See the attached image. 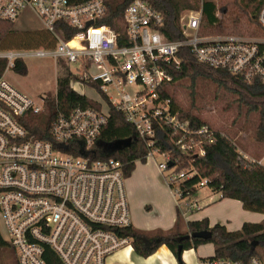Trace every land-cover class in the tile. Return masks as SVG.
Returning <instances> with one entry per match:
<instances>
[{
  "label": "built area",
  "instance_id": "obj_1",
  "mask_svg": "<svg viewBox=\"0 0 264 264\" xmlns=\"http://www.w3.org/2000/svg\"><path fill=\"white\" fill-rule=\"evenodd\" d=\"M250 2L264 30V0ZM28 9L56 44L0 50L7 60L0 76V215L18 264H108L116 251L133 247L132 238L121 234L132 225L124 163L101 145L111 108L134 126L147 159L156 153L163 157L159 169L171 170L165 179L179 202L185 200L178 184L194 172L169 166L172 153L157 147V127L172 129L170 140L183 153L198 156L205 154L213 131L207 125L193 129L173 111L165 95L173 80L170 70L181 67L180 53L188 49L208 68L264 84V33L252 38L202 33L201 7L183 18V37L171 40L164 31L165 15L146 0L126 7L122 30L103 21L108 15L104 0H0V19L14 22ZM67 27L77 29L70 39L62 37ZM46 57L76 64L72 87L90 85L98 98L79 93L94 105L57 108L50 121L37 120L47 96L33 98L6 72L21 60ZM207 185L204 178L194 188ZM201 264L238 262L204 259ZM250 264L262 262L253 257Z\"/></svg>",
  "mask_w": 264,
  "mask_h": 264
},
{
  "label": "trees",
  "instance_id": "obj_2",
  "mask_svg": "<svg viewBox=\"0 0 264 264\" xmlns=\"http://www.w3.org/2000/svg\"><path fill=\"white\" fill-rule=\"evenodd\" d=\"M72 3H80L88 0H70ZM133 0H104L108 8V15L104 22L114 25L122 30L123 13L126 7ZM157 10L165 15L166 27L164 29L168 39L175 40L183 37L181 15L185 10L199 9L202 7L203 16L201 32H207L209 28L215 29L217 26L224 27L225 20L222 18L228 14L234 15L231 19L232 27L239 26L242 21L253 25L259 34L264 33L262 26L256 20H250L246 11L238 2L216 4L208 0H146ZM221 15V16H220ZM77 33V29L67 27L62 34L65 39H70ZM20 32L13 27V21L0 19V50L12 48H39L54 47L56 42L46 31H35L29 34L30 42L16 43ZM120 44L123 42L120 40ZM17 45H15V44ZM182 65L178 69H171L170 73L173 83L183 80L189 91L190 105L188 108L177 104L174 96L165 87V95L170 96L174 110L179 111L183 119L190 121L191 128L198 129L207 125L213 131V140L204 144L205 154L188 155L183 153L171 140L172 129L167 126L157 127L158 136L161 142L157 147L163 151H171L170 162L174 165V170L179 172L183 169H191L194 174L179 182L178 186L182 192V198L188 197L189 191L202 179L208 180V187L220 194L221 198H233L240 200L246 210L264 213V189L249 184L247 176L252 169L257 166L258 161L264 155V149L258 155L249 158L241 150L236 141V133L230 128L222 127L221 130L202 118L200 113L193 112L196 109V99L199 97V86L203 80H211L218 88L228 90L236 99L234 108L236 117L241 115L249 117L250 114H257L259 123L255 130L254 140L264 146V84L259 81L248 83L239 76L233 75L226 70H215L208 68L196 61L190 50L184 49L180 53ZM7 60L0 58V76L4 73ZM58 77L57 91L52 96H47L45 112L37 116V120L50 121L57 108L72 109L78 105H94V102L85 96L78 94L75 96L72 87V79L76 78L75 73L69 67V63L64 59L57 61ZM14 71L26 75L28 68L26 62L21 60L17 63ZM204 97V96H203ZM215 96L214 98H216ZM211 99V98H210ZM209 102V100H208ZM48 124L46 125L47 129ZM198 136V135H197ZM104 143L117 142L108 153L124 163L125 175L128 178L136 167L138 161L146 162L147 147L138 138L134 126L129 123L124 114L116 108H111L107 126L102 132ZM172 165V166H173ZM178 210V219L175 226L168 231H145L133 226L124 228L121 232L132 238L133 249L138 255L148 257L152 255L160 246L166 245L175 255L178 256V248L181 245L184 250L198 247L204 243H213L215 253L213 256L204 259H223L238 262V264H250L253 257L258 256V248L264 247V220L259 223L245 222L241 229L230 231L225 225L217 223L210 226L207 219L201 221L187 222V230L180 228L183 214L190 211V207L182 204ZM182 209V210H181ZM199 231H211L209 239L194 237L179 240L181 236ZM179 258V256H178ZM10 259V260H9ZM181 264H185L179 258ZM0 264H18L17 257L9 240L0 236Z\"/></svg>",
  "mask_w": 264,
  "mask_h": 264
},
{
  "label": "crops",
  "instance_id": "obj_3",
  "mask_svg": "<svg viewBox=\"0 0 264 264\" xmlns=\"http://www.w3.org/2000/svg\"><path fill=\"white\" fill-rule=\"evenodd\" d=\"M249 184L264 189V155L257 166L247 176ZM132 224L145 231H168L178 219V210L182 204L190 207L183 214L180 228L187 230V222L207 219L210 226L223 224L230 231L242 228L245 222L259 223L264 220V213L246 210L240 200L221 198L220 194L208 186L190 190L188 197L179 202L177 195L169 186L158 163L152 159L136 163V167L126 181ZM182 210V209H181ZM0 236L8 240L1 233ZM125 255L118 257L116 264H181L166 245L160 246L152 255L143 257L132 248H124ZM213 243H204L198 247L184 250L181 258L185 264H201V258L213 256ZM258 258L264 264V247L258 248Z\"/></svg>",
  "mask_w": 264,
  "mask_h": 264
},
{
  "label": "rangeland",
  "instance_id": "obj_4",
  "mask_svg": "<svg viewBox=\"0 0 264 264\" xmlns=\"http://www.w3.org/2000/svg\"><path fill=\"white\" fill-rule=\"evenodd\" d=\"M213 1L216 4L222 5L225 3L238 2L239 5L246 11L250 20H255V14L252 12V2L250 0H208ZM192 10V9H191ZM190 9L183 11L180 21L186 18L190 14ZM234 15L228 14L222 17L225 20V26H217L215 29H207L212 35H240L245 37H256L259 32L253 28V25L248 24L245 20L235 28L232 26L231 19ZM221 16V15H220ZM14 29L18 30L21 35L16 39V43L30 42L32 37L28 35L35 31H46L42 20L31 9L25 10L21 17L13 22ZM28 38V39H27ZM15 44V43H14ZM17 45V44H15ZM43 47V46H42ZM32 48V47H31ZM35 49V47H33ZM12 49H25V48H12ZM4 50V49H2ZM6 50V49H5ZM28 68L26 75L19 74L13 70L6 72V78L15 86L23 90L33 98L40 100L44 95L52 96L57 91V77L58 67L57 62L53 58H28L25 60ZM69 67L73 72H77L78 66L76 64H69ZM74 94L77 96L79 91L90 98H98V93L90 88V85L80 86L75 84L73 87ZM168 92L174 96L177 104L182 107L188 108L190 105L189 91L186 87V82L183 80L173 83L168 87ZM204 96V97H203ZM217 96L216 98H214ZM211 98V99H210ZM209 100V102H208ZM236 104L235 97L226 89L218 88L217 84L211 80H203L199 86V97L196 99V109L193 112L200 113L202 118L208 120L212 126L221 130L222 127H227L235 131L236 141L240 146V150L252 158L258 155L264 149V146L257 143L254 140L255 130L259 123V117L257 114H250L249 117L243 115L236 117L234 108H231ZM102 147L106 151H110L117 142L101 143ZM154 159L157 163L162 162L163 157L160 154H155ZM166 174L171 173V170L165 171ZM0 233L4 237H9L4 222L0 215ZM125 253L123 251H116L114 254L108 257V264H116L119 261L118 257H123ZM10 260V259H9Z\"/></svg>",
  "mask_w": 264,
  "mask_h": 264
},
{
  "label": "water",
  "instance_id": "obj_5",
  "mask_svg": "<svg viewBox=\"0 0 264 264\" xmlns=\"http://www.w3.org/2000/svg\"><path fill=\"white\" fill-rule=\"evenodd\" d=\"M91 23L92 22H90L89 24H91ZM172 165H173L172 162H169V166L171 167ZM211 236H212V232L211 231H199V232L190 233V234L185 235V236H181L179 238V240L190 239V238H194V237H201V238H204V239H209V238H211ZM182 252H183V248L180 245L179 248H178V256H179V258H181Z\"/></svg>",
  "mask_w": 264,
  "mask_h": 264
}]
</instances>
